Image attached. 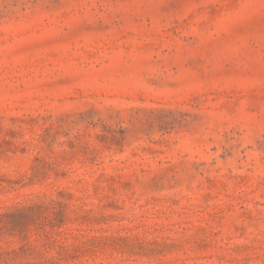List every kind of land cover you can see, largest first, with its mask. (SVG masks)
I'll return each mask as SVG.
<instances>
[{"label": "rangeland", "instance_id": "rangeland-1", "mask_svg": "<svg viewBox=\"0 0 264 264\" xmlns=\"http://www.w3.org/2000/svg\"><path fill=\"white\" fill-rule=\"evenodd\" d=\"M0 264H264V0H0Z\"/></svg>", "mask_w": 264, "mask_h": 264}]
</instances>
